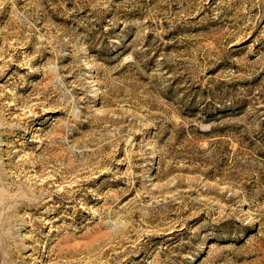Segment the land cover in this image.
<instances>
[{
    "label": "rangeland",
    "instance_id": "obj_1",
    "mask_svg": "<svg viewBox=\"0 0 264 264\" xmlns=\"http://www.w3.org/2000/svg\"><path fill=\"white\" fill-rule=\"evenodd\" d=\"M0 264H264V0H0Z\"/></svg>",
    "mask_w": 264,
    "mask_h": 264
}]
</instances>
